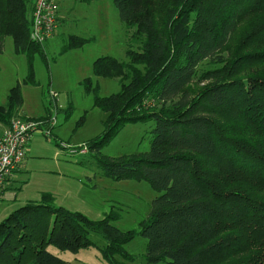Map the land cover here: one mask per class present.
Masks as SVG:
<instances>
[{
	"label": "trees",
	"instance_id": "16d2710c",
	"mask_svg": "<svg viewBox=\"0 0 264 264\" xmlns=\"http://www.w3.org/2000/svg\"><path fill=\"white\" fill-rule=\"evenodd\" d=\"M112 1L128 31L127 61L94 65L121 90L95 91L104 131L86 146L107 177L147 181L159 196L138 230L123 232L115 211L93 221L43 194L0 223V264H65L48 248L90 249L93 233L111 264L133 260L125 246L138 235L148 240L147 264H264V0ZM32 3L0 0V52L11 37L17 54L44 55L30 38ZM84 42L71 39L64 51ZM22 105L17 85L0 122L8 127ZM149 121V152L102 155L126 125Z\"/></svg>",
	"mask_w": 264,
	"mask_h": 264
},
{
	"label": "rangeland",
	"instance_id": "374dc122",
	"mask_svg": "<svg viewBox=\"0 0 264 264\" xmlns=\"http://www.w3.org/2000/svg\"><path fill=\"white\" fill-rule=\"evenodd\" d=\"M58 4L61 22L54 37L45 42L44 55L17 54L11 37L0 52V105L5 107L11 90L20 85L23 105L15 116L40 124L30 142L28 164L0 203V223L28 202H42L43 194H50L58 208L93 221L115 211L119 230H138L159 194L147 181L107 177L98 154L86 146L104 131L105 113L95 107V91L109 97L121 90L119 79L96 77L94 65L103 57L127 61L128 31L112 0H58ZM71 39L86 42L64 51ZM208 68L203 65L200 70ZM88 79L89 88L84 85ZM154 125V121L126 125L102 147V155L118 158L149 152ZM4 126L0 122V136ZM90 239L96 246L77 253L53 245L48 250L65 264H111L100 251L106 246L104 238L93 233ZM147 243L145 237L136 236L125 246L133 260L118 256L116 264H147Z\"/></svg>",
	"mask_w": 264,
	"mask_h": 264
},
{
	"label": "built area",
	"instance_id": "2783aa9c",
	"mask_svg": "<svg viewBox=\"0 0 264 264\" xmlns=\"http://www.w3.org/2000/svg\"><path fill=\"white\" fill-rule=\"evenodd\" d=\"M32 5L30 38L37 44H45L59 27L58 0H33ZM38 130L39 122L16 117L0 136V199L14 174L26 163L30 142Z\"/></svg>",
	"mask_w": 264,
	"mask_h": 264
},
{
	"label": "crops",
	"instance_id": "0c3cea01",
	"mask_svg": "<svg viewBox=\"0 0 264 264\" xmlns=\"http://www.w3.org/2000/svg\"><path fill=\"white\" fill-rule=\"evenodd\" d=\"M59 22H61L60 20V17H59ZM6 129V126H4V130ZM26 164H28L26 162ZM24 165V164H23ZM22 165V166H23ZM22 166L21 168L14 174V177L12 178L11 182H10V185L3 191L2 195H1V199H0V203H3L5 202V199H6V194H7V191H9L11 188L14 187V184L15 182H17V180L19 179V174L21 173L22 171ZM4 201V202H3Z\"/></svg>",
	"mask_w": 264,
	"mask_h": 264
}]
</instances>
